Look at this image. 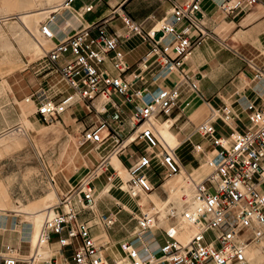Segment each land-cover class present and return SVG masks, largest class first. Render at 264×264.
<instances>
[{"label":"built area","instance_id":"obj_1","mask_svg":"<svg viewBox=\"0 0 264 264\" xmlns=\"http://www.w3.org/2000/svg\"><path fill=\"white\" fill-rule=\"evenodd\" d=\"M74 1L66 0L65 6ZM165 1L169 12L157 23L149 25L124 11H112L45 50L49 72L61 77L66 87L54 96L60 99L46 97L44 92L30 95L29 99H37L36 115L49 124L72 106L84 104L86 114L76 120L81 122L78 144L91 145L105 155L83 181L62 196L53 215L46 216L37 245L45 243L49 257L40 258L37 249L31 255L23 252L27 242L18 233L15 244L3 245L0 264H119L106 255L100 238L93 233L97 226L111 229L117 220L115 213H94L93 183L107 167V158L124 154L133 159L126 169V194L137 202L162 185V177L159 183L152 181L146 170L160 169L166 178L181 174L180 146L163 145L154 121L172 120V128L186 119L190 97L200 96V92L197 81L183 72V65L211 33L205 27L201 0ZM262 2L220 0L218 7L235 18ZM92 9L89 5L85 12ZM116 20L122 24L121 33L112 28ZM38 32L34 40L41 47V42L56 38L48 20L39 23ZM133 37L146 51L131 64L121 45ZM172 75L176 78L173 84L164 86ZM244 110L245 123L230 105L209 107L206 119L193 132L201 140L190 150L197 162L198 157L205 158L206 173L199 181L186 173L188 194L171 201L164 198L157 206L151 202L150 209L140 211L129 239L119 245L126 264H251L246 245L264 238V105L247 102ZM218 124L219 131L215 128ZM204 141L216 150L208 159ZM136 143L144 144L146 151L126 152ZM112 170L107 182L118 176ZM90 216L97 221L92 224ZM186 229L193 233L182 243L178 235ZM244 233L251 238L242 240Z\"/></svg>","mask_w":264,"mask_h":264},{"label":"crops","instance_id":"obj_2","mask_svg":"<svg viewBox=\"0 0 264 264\" xmlns=\"http://www.w3.org/2000/svg\"><path fill=\"white\" fill-rule=\"evenodd\" d=\"M54 1L56 0H52L51 2ZM62 1L63 0L57 3L48 4L49 2L47 0H0V27L2 31H5L4 33L16 49V56L14 58V75L11 78H8L13 74L12 73L3 78L10 89L3 87L2 91L3 80L0 79V105H2L0 108V135L13 128H17L20 125L19 104H17V102H22L24 97L27 99L28 96L32 94L39 93L41 95V93L44 92L46 97L57 99L59 96H54L60 93L61 89H65V87L63 88L55 84L54 79L56 75L48 70L50 65L48 61L43 58V54L46 50L44 46L39 47L42 56L36 60L30 61L29 55H33L34 49L32 50L30 47L29 49H23V51L15 42L14 38L11 37L5 22H20V24L23 25L20 18L24 15L27 16L29 13L38 10L40 12L44 11L49 15V13L55 11V8L57 9L58 6H60ZM77 1L78 0H75L67 5L68 8H58L60 10L62 9V11L60 12L56 10L51 14L50 18L45 19L48 20L51 29L56 34L55 40L47 43L51 44L49 49H51L57 41L69 37L77 28L97 22L108 16L112 11H116V13L124 11L134 20L144 21L149 25L157 23L169 12V4L165 0H91L83 4L75 5ZM219 2L220 0H201V9L204 15L205 27L211 35L210 37H207L200 46L192 50L190 56L185 60L183 65V72L197 81L200 96L192 95L190 97L187 110L192 109L189 114H185L186 119L178 121L172 128V120L162 122L158 119L154 121L155 129L157 130L156 126L160 128L165 138L167 137V141L174 144L175 148L180 146V149L184 146H189L191 150L192 145L201 140L193 132L195 127L206 119L205 118L203 121L196 124V122L200 121L206 113L208 115L209 107L219 108L223 104L230 105L234 114L241 122L245 123L247 113L244 109L247 102L258 107L264 105V86H261V84H264V54L261 50V48L264 49V2L255 5L247 12L235 18L224 15L218 7ZM95 3H101L104 9L91 19H86V16L95 10ZM39 4H43V6L39 7ZM119 4H123L121 9L117 8ZM89 5H91L93 9L90 12H85ZM46 10H50L51 12H47ZM56 14L59 16L55 23H53L52 19ZM47 17L48 16H46V18ZM119 23L120 21L116 20L111 25L112 28L121 33L122 25H119ZM25 33L33 40L34 37H36L29 29H25ZM258 43L261 48L257 45ZM121 49L126 54L128 62V57L133 53L142 51L141 55L134 60V62H136L146 51L145 45L141 44L140 40L135 37L131 38L129 41L123 42ZM251 64L258 68V70H254V67ZM20 65H24V68L19 71L16 67ZM256 71L259 72L260 77H256ZM16 72L18 73L16 74ZM30 75H32V78H30ZM261 78L262 83H259L258 81L261 80ZM175 79L174 75L170 76L168 79L170 84L167 86L165 81L164 86H171ZM32 100L33 111H27V117L34 127L33 119L38 118L36 115L37 99L34 98ZM7 101L8 103L5 104ZM10 105L11 107L16 106V109L14 110L15 113H11L8 111L9 109H2ZM204 106L207 108L206 112ZM74 108L76 109L73 111ZM70 110H72V112H70ZM85 114L86 111L80 103L72 106L56 120L66 125V123H69L74 119L73 121L74 123H77L79 132L81 122H77L76 120L80 119ZM193 114H199L196 118L197 120L191 117ZM37 121H40L39 118ZM124 127V133H127L129 128L128 124L125 123ZM159 137L161 143L168 146L160 133ZM202 146L207 148L206 152L208 154L206 155V158L208 159L213 151L208 147L207 141L202 142ZM131 148L132 146L128 147L126 152L135 154V152L131 151ZM95 152L99 155V160L89 172L100 164L101 157L104 154L99 153L98 151ZM112 157H116L125 170L133 160L124 154L122 156H110L107 158V167L103 169L104 172L97 179L99 180L104 176V183L99 188L93 185L95 199L94 213L96 216L107 214L109 212L115 213L117 215V220L111 229L102 230L101 227L97 226L94 228L93 233L100 238L101 242L106 238L108 239V244L115 243L119 248V245L122 242L129 239L136 225L135 218L139 216L140 211L148 209L146 206L143 207L139 201L137 202L136 200L131 199L125 192L116 187L111 188L109 192L110 196L105 195L98 198V193L104 185L111 183L112 185L119 186L121 184L119 175L111 182L106 181L107 176L110 175L113 172L112 169H114L109 164V159ZM197 159L198 162L194 158L197 162L195 166L189 163L183 164L184 167L197 170L204 167L202 173L205 174L207 171V165L204 162L205 158L201 156ZM162 173V180L160 182H162L163 185V183L169 178L164 177L163 171ZM97 180H95V182ZM161 186L158 187L160 192L157 190L156 193L161 199H166V194ZM59 189L60 188H58V190ZM103 200L108 203H104ZM138 204L141 205L140 208H138ZM149 205L151 208L152 205L150 200ZM14 219V217L0 216V231H6L10 224H13ZM88 219L91 220V216ZM96 221V218H94V220H91V223L93 224ZM17 226L18 225L16 224L15 228ZM33 231L34 225L32 226L31 231L26 233V235L19 230H12L11 233H14V235H0V249L2 250L3 245L6 243L15 244L18 241V233H20L22 234V237H27L25 238L27 246L24 247L23 251L26 252L28 246H31L28 237L31 236ZM101 231L104 233L101 234ZM106 255L110 259H113L109 252H107Z\"/></svg>","mask_w":264,"mask_h":264},{"label":"rangeland","instance_id":"obj_3","mask_svg":"<svg viewBox=\"0 0 264 264\" xmlns=\"http://www.w3.org/2000/svg\"><path fill=\"white\" fill-rule=\"evenodd\" d=\"M59 1L61 0L49 2L48 4L57 3ZM89 1L91 0H78L75 3V5L83 4ZM42 6L43 4H39V7H42ZM103 9L104 8L102 7L101 3H95V10L92 13L88 14L86 16V19H91L92 17L98 15ZM119 25H122V24L119 23ZM0 31L5 32L4 30L2 31L1 27H0ZM47 43L49 42H43L44 45L42 44L46 50L49 49L51 45ZM31 49L32 50L34 49L33 50L34 52H33V55H29L30 61L36 60L42 56L41 50L37 48L36 46H32ZM141 52L142 51H137L133 53L132 55H130L128 57L129 62L133 64L134 60H136V58H138L141 55ZM6 55L8 56V60H6L5 62H0V79L3 80L2 91H3V87L10 89L5 79L3 78L6 76H9L15 70L14 58L16 56V49H15L14 54L10 55L6 52ZM16 68L20 71L21 69L24 68V65H20ZM17 73L18 72H16V74ZM13 75L14 73L8 78H11ZM30 78H32V75H30ZM165 84L168 86L170 82L167 80ZM65 87H66V84H65ZM7 103L8 101L5 104ZM17 104L19 103L17 102ZM1 107L2 105H0V108ZM82 107L84 108V104H82ZM2 109L3 110L9 109L8 111H10L11 113H15L14 110L16 109V106L11 107L10 105ZM75 109L76 108H74L73 111ZM191 109L187 110L186 108L185 114L186 115L189 114ZM18 110L20 114L19 105H18ZM70 112H72V110H70ZM198 116L199 114H193L191 117L196 119ZM206 116H207V113L200 121H197L196 124L198 122L203 121L206 118ZM37 119L36 118L33 119L34 127L30 123L32 126V130L30 129L26 130L28 133V139H26L25 137L19 139L17 142V146L16 147L14 146V148L10 150H5L4 148L0 149V188H2L4 191L2 201H4L7 204V207H4V209L8 210L6 212H1L0 216H7V217L15 218L13 221V224H10V226L8 227L6 231L4 230L0 231V235L2 234L14 235V233H11L12 230H19L21 233L24 232V235L30 232L33 224L29 222L28 219L23 217V215L16 213L15 210L18 207L21 208L24 206L34 205V204L39 203L40 201L42 202L41 203L42 207L40 208V210H43L42 211L43 217H42V222L36 227L35 236L37 238L40 228L43 224L45 210L48 207H54L55 206L54 204L57 203L62 198V196L66 195L78 182L84 180V179H76L75 177L70 176L69 175V173H71L70 171L64 174L65 171L61 167L62 165L61 156H62L64 147H65V144L68 140H72L73 143L76 145V147L80 151H88L91 156V160L87 168L83 170L84 178L86 174L92 169V167L96 165V163L99 160V155L94 151L92 146L90 145L81 146V147L79 146L78 144V138H79L78 125L77 123H74L73 121L74 119H72L71 122L66 123V125L62 124L60 121L58 122V120H55L49 124H44L41 121H37ZM19 126H21V124ZM156 128L159 131L163 140H165V142L168 144V146L175 148L174 144L167 141L164 134L161 132L160 128H158L157 126ZM215 128L216 130L219 131V129H221L220 124H218ZM246 128L247 127H245V129ZM189 150H190L189 146H184L177 151V155L180 161L182 162V164L190 163L193 166H195L197 162L194 160L193 156H191V153H189ZM131 151L138 153V154L143 153L146 151V146L142 143H136L132 146ZM215 152L216 150H213L210 156H213ZM111 159H117V158L112 157L109 160ZM122 171L126 173V170L123 168V166H122ZM145 173L152 181H157L158 183L163 175L160 169H155V168L148 169L145 171ZM181 176L183 178H185L186 176V173H184L183 170L181 172ZM52 180H54L56 184L54 187L51 186L52 184H54ZM104 181H105V177L103 176L99 180H97L93 185L99 188L104 183ZM108 184H109L108 188L110 189L113 185L111 183H108ZM55 187L60 188L59 189L60 192H57L58 200L56 199V201L54 202L52 201L48 205H43L44 197L48 193L52 192ZM158 189L159 188H157L155 192H157ZM158 192L160 191L158 190ZM105 195L110 196L108 191L102 196H105ZM148 198L149 197L147 198L145 197L142 200L148 199ZM103 202L108 203L105 200H103ZM1 209H3V207H0V210ZM16 224L18 226L15 228ZM102 233L104 232L101 231V234ZM246 234L248 235V233ZM207 237L208 239H210L212 238V235L209 234ZM188 239H189V232L187 229L184 232L179 233L178 240H180L182 243L187 242ZM260 240L256 242H259ZM53 241H54V238H53ZM102 245H104L106 251H107V248L109 247L118 248V246L115 243L108 244V239L106 238L102 241ZM28 248H27V255L28 254L31 255L32 249L31 248L28 249ZM262 263H264V261H262ZM120 264H126V259L124 258Z\"/></svg>","mask_w":264,"mask_h":264},{"label":"bare ground","instance_id":"obj_4","mask_svg":"<svg viewBox=\"0 0 264 264\" xmlns=\"http://www.w3.org/2000/svg\"><path fill=\"white\" fill-rule=\"evenodd\" d=\"M47 1L51 2L52 0H47ZM65 1L66 0H63L60 3V6H58V8H63V9L68 8V6H65ZM58 8L57 9L55 8V11L58 10L61 12L62 9L60 10ZM48 11H50V10H48ZM55 11H52V12L50 11L51 13H49V15L46 14L44 11H43L44 13L40 12L39 10L34 11L33 13H29L27 16L24 15L25 17L21 16L22 18H20V16H19V18L23 22V25H21L20 22L19 23L18 22H9V23L5 22V25L8 27V32L11 34V37L14 38L15 42L22 49H29L32 46H36L37 48H39L40 45L35 40L31 39L28 35H26L25 29L31 30L32 33L36 37H38L37 26H38L39 22L40 21H42V22L46 21L45 19L50 18L51 14ZM46 16H48V17L46 18ZM58 16L59 15L56 14L55 17L52 19L53 23H55ZM243 24H245V23H243ZM247 39H248V37H247ZM41 44H43V42H41ZM257 45L260 47L259 43ZM261 50L264 54V49L261 48ZM6 52L8 54L12 55L15 52V48L13 46V43L8 39L7 35H5L4 32L0 31V62H5L6 60H8V56L6 55ZM54 82L57 86H60L63 88L65 87V82L63 81V79H61L58 76H55ZM258 82L262 83V78ZM261 86H264V84H261ZM32 101L33 100L29 99V96H28L27 99L25 97V98H23L22 102H18L19 108H20L19 117H20L21 126L14 128V129H11V130L5 132L4 134L0 135V149L4 148L5 150H10V149L14 148V146L15 147L17 146V142L19 139L24 138V137L26 139H28V133L26 130L27 129L32 130V126L30 124V121L28 120L27 111H33ZM206 109L207 108L205 107V111H206ZM210 150L213 151V149H211V148H210ZM112 156H114V155H112ZM61 158H62L61 167L65 171L64 174H66V172L70 171L71 172V173H69L70 176L75 177L76 179H85L83 170H85L87 168V166L91 160V156H90L88 151H80L76 147V145L73 143L72 140H68L65 144ZM109 164L114 169H116V171L118 172L119 178L121 179V184L119 186L113 185L111 188L116 187V188H118L121 191L126 193L127 192L126 181L128 179L127 174L122 171V166L117 159L109 160ZM203 168L200 170H197V169H192L189 167L188 168L184 167L183 171H184V173H190L189 176H191V178L194 181H199L204 175V173H202ZM96 172H97V174L100 175V169H97ZM53 182H54V184L51 185L52 187H54L56 185L54 180H53ZM108 185L109 184L104 185V187L99 191L98 198L100 196L104 195L107 191L110 192L111 188L109 189ZM189 187H190V184L186 183L185 178H183L181 176V174L176 175L170 179H167L163 183V185L161 186L162 190L166 194L167 199L170 201L175 200L181 194H188L189 193ZM57 192H60V191L58 190L57 187H55L52 192L48 193L44 197L43 205H48L52 201L53 202L56 201L57 196H58ZM3 195H4V191L2 188H0V207H3V209H1L0 212L8 211V210L4 209V207H7V204L4 201H2ZM143 198H145V197H143ZM142 199L139 200V203L143 207L146 206L147 209H150L149 200L151 202H153V204L156 206L159 205L161 202V199L156 192L152 193L148 199H144V200H142ZM58 202L55 203L54 205L58 204ZM41 203L42 202L39 201V203L34 204V205L24 206L21 208L18 207V208H16L15 211H16V213L23 215V217L28 219L29 222H31L34 225V231L31 234V236L28 237L29 238L28 240L31 243V246L29 247L32 249L31 254L35 251V249H37L38 254L40 255V258L46 259L50 255V250L46 247L45 243L40 244L38 247L37 241H38L39 234H38L37 238L35 236L36 227L42 222V217H43V215H42L43 210H40V208L42 207ZM48 215L49 216L53 215V207H48L45 210L44 220H45L46 216H48ZM44 220H43V223H44ZM187 230L189 232V238H190V236L193 233V230H190V229H187ZM25 238H27V237H25ZM250 238H251V235L249 233H248V235L246 233L242 235V240H248ZM107 252H109L111 254L112 258L115 259L118 263H121V261L124 259L123 254L118 249H114L113 247H109V248H107V251L105 250V253H107ZM246 257L250 261L251 264H260V263H262V261H264V258H263L264 257V238H262L259 242L255 241L251 244L246 245Z\"/></svg>","mask_w":264,"mask_h":264},{"label":"water","instance_id":"obj_5","mask_svg":"<svg viewBox=\"0 0 264 264\" xmlns=\"http://www.w3.org/2000/svg\"><path fill=\"white\" fill-rule=\"evenodd\" d=\"M159 36H161V33L157 34L156 39H157Z\"/></svg>","mask_w":264,"mask_h":264}]
</instances>
